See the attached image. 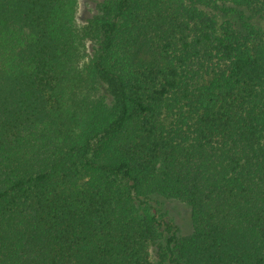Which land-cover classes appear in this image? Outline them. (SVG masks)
Returning a JSON list of instances; mask_svg holds the SVG:
<instances>
[{"label":"trees","instance_id":"1","mask_svg":"<svg viewBox=\"0 0 264 264\" xmlns=\"http://www.w3.org/2000/svg\"><path fill=\"white\" fill-rule=\"evenodd\" d=\"M76 1L0 0V264H264V0Z\"/></svg>","mask_w":264,"mask_h":264},{"label":"rangeland","instance_id":"2","mask_svg":"<svg viewBox=\"0 0 264 264\" xmlns=\"http://www.w3.org/2000/svg\"><path fill=\"white\" fill-rule=\"evenodd\" d=\"M101 1L102 0L76 1L77 11L75 23L78 28L83 29L87 24V20L99 13V3ZM230 18L231 17L228 15L221 16L219 18V26H224L228 19L231 20ZM81 51V65L84 66L89 63L93 56L94 45L91 41L86 40L81 46ZM147 206L151 214L155 215L158 219L173 223L178 228V236H187L193 232L191 209L185 204L176 200L165 199L163 197H154L153 201H151ZM150 255L152 262L157 264L159 261L153 249L151 250Z\"/></svg>","mask_w":264,"mask_h":264}]
</instances>
